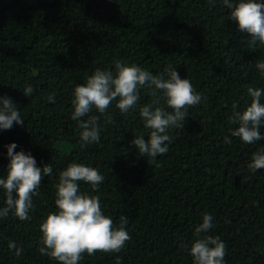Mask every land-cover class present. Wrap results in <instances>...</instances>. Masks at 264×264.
<instances>
[{
	"label": "trees",
	"instance_id": "1",
	"mask_svg": "<svg viewBox=\"0 0 264 264\" xmlns=\"http://www.w3.org/2000/svg\"><path fill=\"white\" fill-rule=\"evenodd\" d=\"M228 11L221 0H0V95L25 121L0 130V174L8 163L5 145L13 141L39 166L53 167L33 197L30 220L0 219V264H59L38 251L39 224L55 208L59 170L72 160L100 169L101 206L117 224L125 216L131 235L119 253L85 252L80 264H117V256L119 264H192L180 245L192 239L203 212L213 215L211 234L226 243V264H264V169L246 166L264 139L224 142L234 127L233 102L242 108L247 87H264L255 67L264 44L253 47ZM114 59L154 73L171 64L206 97L189 107L183 128L172 130L169 151L155 162L131 143L146 135L138 110L121 113L116 101L107 110L113 123L101 116L100 143L78 142L73 86L96 67L112 68ZM28 84L30 96L23 92ZM151 101L141 90L139 103ZM82 190L91 191L84 183ZM9 240L22 255L8 249Z\"/></svg>",
	"mask_w": 264,
	"mask_h": 264
},
{
	"label": "clouds",
	"instance_id": "2",
	"mask_svg": "<svg viewBox=\"0 0 264 264\" xmlns=\"http://www.w3.org/2000/svg\"><path fill=\"white\" fill-rule=\"evenodd\" d=\"M215 3V0H213ZM229 10L227 15L237 22L241 31L251 34V45L264 44V0H221ZM261 76H264V59L255 62ZM141 90L150 93L152 101L140 104ZM250 100L243 107L232 104L229 116L231 134L224 136V142L231 144V137H238L244 144H256L264 139L260 126L264 125V87L249 86L246 89ZM25 95L33 93L31 84L25 86ZM55 94L48 100L54 102ZM206 99L196 90L187 76L181 77L173 65L162 71L153 72L136 62L114 59L112 68L96 67L86 74L82 83L73 86L70 117L77 122L81 147L98 144L101 141L105 122L113 123L107 110L113 101L121 113L137 109L146 130L135 135L131 143L139 154L155 162L158 155L166 154L172 143L173 129H182L189 116L190 106L198 105ZM98 114H94L93 110ZM14 122L25 123L16 104L7 95H0V130L11 129ZM8 163L0 174V190L3 206L0 219L10 214L20 220H30V212L35 207L33 197L38 193L44 176L53 173L51 163L42 167L37 164L31 151H16L15 141L5 145ZM251 172L264 169V145L252 152L246 164ZM105 177L91 162L72 160L59 170L54 183V210L41 217L38 251L59 264H80L83 254H95L98 250L119 253L131 239L127 230L128 219L121 216L117 224L102 208L99 189ZM82 183L91 191L82 190ZM215 227L213 215L201 214V222L194 226L193 237L181 242V247L192 257V264H226V243L219 234H211ZM15 256L23 253L22 246L15 240L7 243ZM119 264L120 257H116Z\"/></svg>",
	"mask_w": 264,
	"mask_h": 264
}]
</instances>
